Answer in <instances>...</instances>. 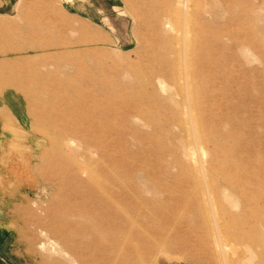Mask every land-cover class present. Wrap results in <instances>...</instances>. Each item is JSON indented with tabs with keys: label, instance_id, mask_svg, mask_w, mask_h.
Returning <instances> with one entry per match:
<instances>
[{
	"label": "rangeland",
	"instance_id": "obj_1",
	"mask_svg": "<svg viewBox=\"0 0 264 264\" xmlns=\"http://www.w3.org/2000/svg\"><path fill=\"white\" fill-rule=\"evenodd\" d=\"M0 246L264 264V0H0Z\"/></svg>",
	"mask_w": 264,
	"mask_h": 264
},
{
	"label": "crops",
	"instance_id": "obj_2",
	"mask_svg": "<svg viewBox=\"0 0 264 264\" xmlns=\"http://www.w3.org/2000/svg\"><path fill=\"white\" fill-rule=\"evenodd\" d=\"M2 250H3V246H0V264H7L5 262V257H4L5 253Z\"/></svg>",
	"mask_w": 264,
	"mask_h": 264
},
{
	"label": "bare ground",
	"instance_id": "obj_3",
	"mask_svg": "<svg viewBox=\"0 0 264 264\" xmlns=\"http://www.w3.org/2000/svg\"><path fill=\"white\" fill-rule=\"evenodd\" d=\"M3 35H4V33H3ZM7 36V35H6ZM4 39V38H3Z\"/></svg>",
	"mask_w": 264,
	"mask_h": 264
}]
</instances>
